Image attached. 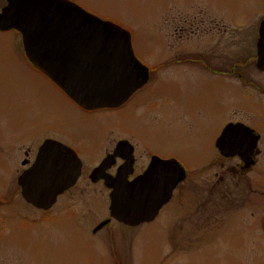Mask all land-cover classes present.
Returning a JSON list of instances; mask_svg holds the SVG:
<instances>
[{
	"label": "rangeland",
	"instance_id": "1",
	"mask_svg": "<svg viewBox=\"0 0 264 264\" xmlns=\"http://www.w3.org/2000/svg\"><path fill=\"white\" fill-rule=\"evenodd\" d=\"M77 1L129 31L137 59L158 71L125 109L86 115L33 68L18 32H0V264H264V155L241 177L231 172L238 161L214 148L230 122L264 131L263 101L239 77L260 76L264 0ZM155 101L154 116L147 106ZM109 132L191 172L154 223L96 231L109 219L108 194L85 183L48 214L24 202V150L59 140L91 170ZM247 184L258 194L248 195Z\"/></svg>",
	"mask_w": 264,
	"mask_h": 264
},
{
	"label": "water",
	"instance_id": "2",
	"mask_svg": "<svg viewBox=\"0 0 264 264\" xmlns=\"http://www.w3.org/2000/svg\"><path fill=\"white\" fill-rule=\"evenodd\" d=\"M0 31L20 33L28 60L85 110L118 108L149 82V69L136 58L131 34L68 0H8L0 13ZM257 53V69L264 71V21ZM259 140L245 125L230 124L218 139L217 148L225 158L239 157L249 169L255 163ZM130 167L127 165L116 181L107 183L113 190L110 220L96 231L113 219L131 228L154 222L186 179L180 167L154 159L142 179L126 183ZM81 168L71 149L47 140L36 163L19 178L24 200L49 211L77 184ZM105 173L104 165L95 170L94 182Z\"/></svg>",
	"mask_w": 264,
	"mask_h": 264
},
{
	"label": "flooded vegetation",
	"instance_id": "3",
	"mask_svg": "<svg viewBox=\"0 0 264 264\" xmlns=\"http://www.w3.org/2000/svg\"><path fill=\"white\" fill-rule=\"evenodd\" d=\"M69 1L77 4L78 6H80L84 10H86V7H84L77 0H69ZM7 6H8V0H2V2H0V12L3 9H5ZM164 25H168V23L166 22V23H164ZM187 58H189V57H187ZM183 62L184 61H180V59L178 57V59L176 61H174L173 64H176L177 66H179L180 64H183ZM191 62H193V61H191ZM33 68L35 70H37L34 66H33ZM171 69H173V67ZM204 69H205V71L207 70V71L211 72V76H213V77L214 76L220 77L219 76L220 74L225 75V73H223V72L220 73L217 70L212 69V68H210L208 66L207 67H204ZM157 71H158L157 69H155L154 71H152V69H149V82L144 87H142L141 89H139L138 91H136L125 104H123L122 106H120L118 108H114V109H100V110H96V111H88V110H85L82 107H80L79 105H77L73 100H71L53 82L52 83L83 114H86V115H95V114H101V113H117L120 110H123L126 107H128L129 104H130V102H132V100L135 99V97L139 93H141L142 90H144V88L149 83H151V81L154 80L153 79L154 78V74H157ZM258 72H259V75L260 76L258 77V79L256 81L250 79V76L249 75H245V74L244 75H241L240 74L239 77L242 78V81L244 83L245 88H247L249 86V87H252L253 90L257 91L258 95L261 97V101H263V104H264V71H258ZM248 93H250V92H248ZM166 102H164V105H168ZM158 109H159V107H158V104H157L156 101L155 102H152L151 104L149 103L148 106H147V110L150 111V113H153L154 116L157 115L156 110H158ZM230 124H243V125H245L244 123H242L241 121L238 120L236 122H230L229 124L226 125V127L228 125H230ZM245 126L248 127V128H250L251 130H253L254 131V134L256 136H259V138H260L259 143H258V146H257V148L255 150L254 157H253L255 163H254V165L251 168L246 169L245 168V163L239 157H235V158L228 159V158H225V157H223L221 155L219 149L217 148V141L221 137V135H222V133H223L224 130L220 134V137L217 138V140H215V143H214V148H215L217 154H219L220 158H222V159H224L226 161H229V162L238 161L237 166L231 168V172H233L236 175L241 176V177L248 176L255 168L259 167L260 166V163H261L260 162L261 157L264 155V134H263L264 131H262V130L260 131L259 128H254V127L247 126V125H245ZM112 135L113 134H111V132H109V135L106 136V141L104 142V143H106V148L104 150V154H103L100 162L98 163V166L96 168H92L91 170H86L85 165H84V163H83V161L81 159L82 156L75 149L70 148V147L62 144L63 143L62 141H59V140L56 141L55 140V142H57V143L65 146V147L73 150L77 154V156L79 157L80 162H81L82 170H81V176H80L77 184L73 188H71L68 191H66L63 195H61L58 198L57 203L49 211H42V210H39V209L33 207L32 205L28 204L24 200V198L22 196V191H21V188L19 186V178L26 171H28L29 169H31L33 167V165L36 163L37 158H38V154H39V150H40L41 146L38 149H33L32 150V148H31V150H29V149L28 150H24L22 152V159L20 160L21 161V165L24 167V169H23L22 173L19 175V177L17 179L18 188L20 189V195H21L22 199L24 200V202H26L28 205L32 206L33 208H35V209H37L39 211H42V212L48 214L55 207H58V204H59V202H60V200L62 198L67 197V196H72L74 190L77 189L78 187H80L81 185H83L85 183L88 186L90 184L92 187H100V186H102V188L104 189V192L106 194H108L109 208H110V202H111L110 196H111L113 190L108 187L107 183L110 184V183L116 181L117 177L119 175H121L124 170H126L125 169L126 166L127 165H130V164H131L132 167H130V169L127 171V172H130V173L127 176V180L125 182L126 183H134L137 180L142 179L147 174V172L150 170V167L152 166V164L154 162V159H160V160L165 161V162H171V163H173V165H175V167H178V168L180 167L181 169H183L184 172L186 173V179L182 183H180L178 185V187L176 188V190L174 191L171 202L168 205H166L165 207H163L161 209V211L159 213V216L157 217V219H158L160 217L161 213L165 210V208L168 207L171 203H173V201H174L177 193L181 189L182 185L184 183H186L187 181H189L190 176H192V175H190L191 172H189V170H186V168H184V166L182 165L181 161L178 160L174 156L161 157L160 155H158V154H156L154 152H144V150H142V145L138 141H136V139L129 138V137H120V136L113 137ZM247 149H248V147H247ZM247 149H246V151H247ZM215 160H217V158ZM214 163L215 162L211 163L210 164V167ZM103 165H104V168L106 169V173L103 174L104 177L102 179H100L99 181L94 182L93 174H94L95 170L99 169ZM238 186H241V185H238ZM244 187H245L246 192H247L248 195H250V194H258V193H256L258 191L255 190V189H253L249 184L245 185ZM81 193H83V191H81ZM260 193H262V194H260V196L264 199V193L263 192H260ZM108 220H110V211H109V219H107L106 221H108ZM113 222H116V221L115 220H111V222L107 225V227H109ZM154 222H152V223H154Z\"/></svg>",
	"mask_w": 264,
	"mask_h": 264
},
{
	"label": "bare ground",
	"instance_id": "4",
	"mask_svg": "<svg viewBox=\"0 0 264 264\" xmlns=\"http://www.w3.org/2000/svg\"><path fill=\"white\" fill-rule=\"evenodd\" d=\"M73 151V150H72ZM74 152V151H73ZM75 153V152H74ZM76 154V153H75ZM77 155V154H76ZM78 157V156H77ZM79 158V157H78ZM80 160V159H79ZM81 170H82V168H81ZM58 201V200H57ZM31 205V204H30ZM34 207V206H33ZM40 210V209H39Z\"/></svg>",
	"mask_w": 264,
	"mask_h": 264
}]
</instances>
